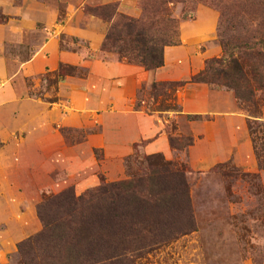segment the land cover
Here are the masks:
<instances>
[{
    "label": "rangeland",
    "instance_id": "rangeland-1",
    "mask_svg": "<svg viewBox=\"0 0 264 264\" xmlns=\"http://www.w3.org/2000/svg\"><path fill=\"white\" fill-rule=\"evenodd\" d=\"M119 1L110 3L122 14ZM134 2L138 13L129 17L136 18ZM104 4L0 0V264H19L16 245L41 230L35 207L45 197L67 188L79 196L102 180H125L151 155L183 170L193 230L111 264H264V91L255 93V111L230 90L201 83L215 110L186 114L183 90L192 84L160 86L187 81L221 55L218 9L231 21L227 35L264 40V0L169 3L179 44L163 49L159 80L100 50L108 23L85 8ZM198 20L211 28L210 37L190 31ZM122 64L131 71L122 72ZM59 67L66 71L61 78ZM217 113L231 117V127L211 124ZM136 121L147 137L130 143ZM159 134L166 143L192 142L180 151L146 153Z\"/></svg>",
    "mask_w": 264,
    "mask_h": 264
},
{
    "label": "trees",
    "instance_id": "trees-1",
    "mask_svg": "<svg viewBox=\"0 0 264 264\" xmlns=\"http://www.w3.org/2000/svg\"><path fill=\"white\" fill-rule=\"evenodd\" d=\"M179 1L183 2L138 0L136 18L117 13L115 3L85 8V12L108 23L101 51L114 53L126 64L153 71L162 66L163 49L179 44L178 22L168 11L169 3ZM181 14L182 19H191ZM218 14L216 38L221 55L205 60L202 70L187 81L160 86L202 83L223 87L256 111L255 93L264 91V40L259 38L254 43L253 38L242 41L227 35L229 27L232 31L231 21L219 9ZM64 69L59 67L56 77L65 76ZM169 109L178 111L179 106ZM248 117L255 118L254 112ZM247 128L251 133V126ZM191 142L188 137L176 145L173 138H167L169 148L178 151ZM143 160L145 167L125 180H102L95 189L79 196L67 188L45 197L35 207L41 230L16 245L19 264H111L126 261V256L138 257L192 231L183 170L158 155Z\"/></svg>",
    "mask_w": 264,
    "mask_h": 264
},
{
    "label": "crops",
    "instance_id": "crops-1",
    "mask_svg": "<svg viewBox=\"0 0 264 264\" xmlns=\"http://www.w3.org/2000/svg\"><path fill=\"white\" fill-rule=\"evenodd\" d=\"M102 3H110V2H115V1H119V0H101ZM135 0H122V6L120 5L121 8V12L124 15H128V16H135L136 15V8H135ZM120 2V1H119ZM138 13V12H137ZM207 24L201 23V21H196L195 24H193L192 27H190V31L192 32V30H195V33L200 34V36H206V37H210V32L209 31V27L206 26ZM183 36V35H182ZM176 47V46H174ZM167 48H171V47H165L164 49ZM164 67H166V62L165 59L163 58V65L158 68L155 69L153 71H145L148 73H154V76L156 77V79H161L160 76L162 75V71L164 69ZM128 71H131V68L126 65V64H122V72L124 73H128ZM193 74V72H191ZM191 73H188L187 76H190ZM171 75H169L166 79L170 80L173 79V77H170ZM186 76V77H187ZM185 77V78H186ZM184 94H185V99L184 102L182 104L183 107V111L186 114H207L210 112H214L215 109H213L211 107L210 104V92L208 91V89L204 86V85H199V84H192V86H190V88H187L186 90H183ZM217 116L215 117V121L212 122L218 124V121H220L222 123L223 127H231L232 124V118L227 116V115H223V114H216ZM130 117V116H129ZM135 124L137 125L136 128L134 127V134L130 135L128 137H130L129 139H127L128 142L132 143L136 140H138L139 138L144 139L147 137V135L145 134V132L147 131L144 127L143 124H140L138 121L135 122ZM229 130V129H228ZM219 131V130H218ZM217 132L213 133V140H216L217 135L219 134ZM167 143H166V139H163L162 136L159 134L156 140H153L150 143H147L144 147V151L146 153H154V152H161V151H165L167 149Z\"/></svg>",
    "mask_w": 264,
    "mask_h": 264
}]
</instances>
